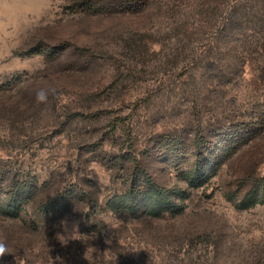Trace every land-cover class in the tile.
<instances>
[{
	"label": "rangeland",
	"instance_id": "374dc122",
	"mask_svg": "<svg viewBox=\"0 0 264 264\" xmlns=\"http://www.w3.org/2000/svg\"><path fill=\"white\" fill-rule=\"evenodd\" d=\"M221 2L0 0V193L38 187L0 264H264V51Z\"/></svg>",
	"mask_w": 264,
	"mask_h": 264
},
{
	"label": "trees",
	"instance_id": "16d2710c",
	"mask_svg": "<svg viewBox=\"0 0 264 264\" xmlns=\"http://www.w3.org/2000/svg\"><path fill=\"white\" fill-rule=\"evenodd\" d=\"M221 1L222 2L216 6L220 17L216 20L215 24L216 30L219 32V38L227 40L232 34H240L245 37L243 41L250 43L247 45H250L251 47L254 46V52L260 51L261 49L264 51V0ZM248 56L249 55H246V57ZM250 132L251 130L244 126V128L240 130L236 129V131L228 134L226 132L221 133L218 138V149L220 150V153L225 154L230 152L229 150L232 148H237V145L240 142L252 136H249ZM136 176L138 178H136ZM136 176L132 180L133 186L130 192L118 196L116 202V204H118L116 207L117 209L128 210L130 201H138V198L142 196L143 192L146 193V191V195H153L150 201V210H153L154 206L158 204L159 197L164 191H161L160 186L146 172L143 171L136 174ZM136 184H140L139 188H136ZM28 185L19 184L17 189L18 193L16 191V197H9V195L2 197L0 193V212L2 214L11 218H19L21 216L28 198H31L38 191L36 185H33V188L31 187L32 191H30L31 189H29ZM141 188H144L143 191L139 190ZM29 193H31L32 196H29ZM257 201L258 197H256L254 203Z\"/></svg>",
	"mask_w": 264,
	"mask_h": 264
},
{
	"label": "clouds",
	"instance_id": "9594fccd",
	"mask_svg": "<svg viewBox=\"0 0 264 264\" xmlns=\"http://www.w3.org/2000/svg\"><path fill=\"white\" fill-rule=\"evenodd\" d=\"M6 253H8L7 245L0 241V258H3Z\"/></svg>",
	"mask_w": 264,
	"mask_h": 264
}]
</instances>
